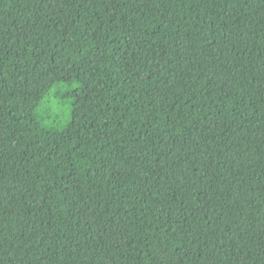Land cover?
Returning a JSON list of instances; mask_svg holds the SVG:
<instances>
[{
	"label": "trees",
	"instance_id": "1",
	"mask_svg": "<svg viewBox=\"0 0 264 264\" xmlns=\"http://www.w3.org/2000/svg\"><path fill=\"white\" fill-rule=\"evenodd\" d=\"M0 264H264V0H0Z\"/></svg>",
	"mask_w": 264,
	"mask_h": 264
}]
</instances>
